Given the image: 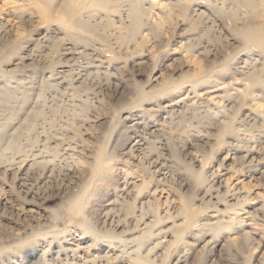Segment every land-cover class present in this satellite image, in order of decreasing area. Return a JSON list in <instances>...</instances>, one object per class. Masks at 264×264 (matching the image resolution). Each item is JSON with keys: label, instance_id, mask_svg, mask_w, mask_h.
I'll return each mask as SVG.
<instances>
[{"label": "rangeland", "instance_id": "obj_1", "mask_svg": "<svg viewBox=\"0 0 264 264\" xmlns=\"http://www.w3.org/2000/svg\"><path fill=\"white\" fill-rule=\"evenodd\" d=\"M106 3L0 0V263L264 264V12Z\"/></svg>", "mask_w": 264, "mask_h": 264}, {"label": "bare ground", "instance_id": "obj_2", "mask_svg": "<svg viewBox=\"0 0 264 264\" xmlns=\"http://www.w3.org/2000/svg\"><path fill=\"white\" fill-rule=\"evenodd\" d=\"M89 1V3L91 4V5H94V6H96V7H98V10H105V9H107V4L108 3H106V0H88ZM79 2H80V7H81V10L84 8V9H86L87 7H89L90 6V4L88 3V2H86V0H85V2L84 3H82L81 2V0H79ZM113 5H116V4H113ZM244 5L249 9V11L248 12H245V13H247L249 16H253V14L254 13H262V12H264V0H258V1H256V0H244ZM261 7H263V9H261ZM215 8L217 9L218 7H216L215 6ZM262 11H261V10ZM136 11H138L137 9H135V12ZM65 13H64V15H65V17L66 18H74V16H76V15H78L80 12H78L77 14H75L74 12L75 11H73V9L70 7V8H68V9H66L65 11H64ZM134 12V11H133ZM134 14V13H133ZM133 18H134V16H133ZM138 18V17H137ZM137 18L135 17L134 19H133V21L135 22V23H138V20H137ZM73 20V19H72ZM75 22H80V21H75ZM78 24V23H77ZM262 27V23H260V22H258L257 24L255 23L254 25H252L251 27H249V29H247L245 32H244V34L242 35V37H243V39H245V41H258L259 42V44H263V41H264V30L261 28ZM250 73V72H249ZM260 81V78H252V81ZM50 86H52L53 87V85H50ZM9 88H12L11 86H6V85H4L3 86V91L5 92V96L6 97H11V92H9ZM14 90V89H13ZM43 96L40 94L39 95V98H42ZM27 99V96H24L23 97V101H25ZM27 128V131H32L33 130V128H34V124L32 123L31 125H30V127H26ZM136 142H138L137 140H135L134 142H133V144H136ZM202 172V171H201ZM201 172L200 173H198V177L199 178H201V176H202V174H201ZM119 189V188H118ZM121 189L124 191V190H128V188H127V183H123V186L121 187ZM122 190H120L119 189V191H122ZM85 192H86V189H85V191L83 190L82 192H80V193H78V194H76V196H73V198H71L70 200V202H69V205H68V209H67V212L68 213H73V214H79L80 212H78L77 211V209H76V207H78V206H80V204L83 202V200H82V198H83V196H84V194H85ZM116 197H119V195H118V193L115 195V200H113V202L111 203L112 205L114 204V205H116V204H118L119 202H118V199L119 198H116ZM121 198V197H120ZM121 201V200H120ZM118 202V203H117ZM108 204V203H107ZM110 204V203H109ZM232 220V219H231ZM240 220V219H239ZM234 221V220H233ZM240 223L241 224H243L244 225V220L243 219H241L240 220ZM86 224V223H85ZM147 227H148V224H146L145 225V227L144 228H142L141 230H139L141 233H145L148 229H147ZM82 229L84 230V231H89V226L86 224V226H83L82 227ZM18 233H13V234H11V237H13V236H15V235H17ZM93 234H94V232H93ZM42 234H40V236H41ZM94 236L96 237V235L94 234ZM31 237H36L35 235H33V236H31ZM113 237H115V236H113ZM116 237H118V236H116ZM22 238V237H21ZM19 239V238H18ZM36 239V238H35ZM19 241H22L21 239L19 240ZM73 242V241H72ZM140 244V243H139ZM69 247V246H68ZM9 249V247H0V256H4V258H11L12 256H11V254L13 253V251H11L10 253L11 254H9V252H5V251H7ZM79 252V251H78ZM108 257V255L106 254H104V255H102L101 256V258H107ZM44 260V259H43ZM47 260H49V259H47ZM46 261V260H45ZM78 261H80V262H86V260H84L83 258H78ZM41 263V262H40ZM44 262H42V264H43ZM70 264H72L71 262H69ZM1 264V263H0ZM58 264V263H57ZM76 264H77V262H76Z\"/></svg>", "mask_w": 264, "mask_h": 264}]
</instances>
